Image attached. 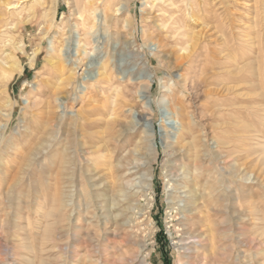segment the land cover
<instances>
[{
    "label": "rangeland",
    "instance_id": "obj_1",
    "mask_svg": "<svg viewBox=\"0 0 264 264\" xmlns=\"http://www.w3.org/2000/svg\"><path fill=\"white\" fill-rule=\"evenodd\" d=\"M147 1L111 0L109 4L93 0L84 9L86 28L74 14L70 0H21L13 13L4 11V29L10 41L6 48L8 67L0 72V134L5 133L0 138V181L2 185L9 181L3 174L7 168L15 180L21 177L15 187L20 193L16 211L19 223L28 231L24 235L35 238L30 242L34 251L2 247L0 258L6 264H139L122 257L130 248H116V236L108 233L102 241L104 234L96 220L106 214L107 207L99 199L96 209H86L80 192L87 185L79 165L71 171L60 169L67 157L77 155L89 158L99 169H105L101 164L109 159L127 155L140 158L143 164L133 176L150 174L151 187L145 197L135 196L143 214H136L133 223L136 234L148 242L146 263L178 264L177 247L182 244L169 221L167 197L180 183L187 185L186 189L195 187L196 201L203 208L209 207L208 219L216 229L222 227L226 215L220 209L223 205L230 207L234 230L232 214L242 208L244 244L237 245L219 234V247L215 245L216 253L209 255V264H264V0H172L184 9L192 38L185 43V38L175 36L168 13L157 11L154 2ZM54 6L57 15L50 24ZM42 26L44 30H40ZM51 40L57 53L66 50L70 58L63 64L71 81L57 90L55 72L46 63ZM222 48L231 58L225 60ZM76 50L81 53V63H74L71 57ZM97 71L102 75L97 77ZM92 74L100 80L81 79ZM39 88L40 92L35 91ZM56 95L64 102L55 100ZM33 113H40L42 124L46 114H61L64 122L59 129L54 126L56 121L44 123L28 140L21 125L25 117L32 126ZM123 121L138 124L133 131L124 132L120 126ZM66 127H70V138ZM151 129L152 149L145 136ZM47 135L55 136L52 147L29 164L28 148L37 149L35 145ZM73 135L86 142L84 151L75 154L64 149ZM98 140L100 147L94 148ZM136 146L139 149H134ZM166 180L173 184L171 188ZM219 182L226 196H218L214 190ZM57 188L67 193L69 203L56 211L45 228L44 213L52 206ZM110 211L116 213V209ZM111 224L107 223L110 229ZM122 234L120 230L119 236ZM238 251L237 262L233 255ZM229 252L232 259L223 262ZM199 260L197 264H202L201 256Z\"/></svg>",
    "mask_w": 264,
    "mask_h": 264
},
{
    "label": "bare ground",
    "instance_id": "obj_2",
    "mask_svg": "<svg viewBox=\"0 0 264 264\" xmlns=\"http://www.w3.org/2000/svg\"><path fill=\"white\" fill-rule=\"evenodd\" d=\"M92 1L93 0H70V4L72 3V5H73L74 14H77V17L79 18L78 20L81 21L80 24L83 26V28H86L85 18H87L86 15L84 16V9H86L85 8L86 5L87 6L90 5ZM105 1L108 3L111 2V0H105ZM20 2H21V0H0V72L6 70V68L8 67V58H7L6 48L9 45V41H10V40H8L9 38L7 39V36H6V30L4 29L6 23L4 22L2 15L5 14L4 11L7 12L8 10H11V13H13L15 11L14 9H16L17 6L21 5V4H19ZM147 2L148 3L154 2L153 6L157 11H162L164 13H168L167 14L169 17L168 19H170L172 21V23L175 25L174 26L175 36L178 37V39H184L185 38L183 43L189 42L190 40H192L191 35L187 30L188 28L186 29V27H187L186 22L187 21L185 19L184 14H183L184 9H181V7H179L177 5L175 6L174 1H172V0H148ZM38 3L40 4L42 2H38ZM109 4H111V3H109ZM109 4H107V5H109ZM149 7H151V6H149ZM31 9H32V7L29 6L28 10L30 11ZM52 10H53V11H51L52 13H50L51 14L50 20H49L50 24L53 23V20L56 18L57 7L54 6V8ZM9 14H10V12H9ZM159 15H161V14H159ZM43 16L46 17L47 13L44 12ZM73 26L76 27V29H77V27H78L77 22L76 23L74 22ZM164 27L165 26H162V28H164ZM44 29L45 28L42 26L40 30H44ZM257 30H258V28H257ZM222 31H224V30H222ZM253 39H255V38H253ZM258 40H259V38H258ZM253 42L254 41H251V44ZM11 44H13V43H11ZM192 45H191V47H192ZM222 45H223V43H222ZM227 47H229L228 44H227ZM15 48H17V47H15ZM191 49H194V48H191ZM222 49H224V48H222ZM50 51L52 54L50 53L48 59L46 60V63H48L50 71L53 70L55 72L54 77L56 78V81L53 83H54L55 89L57 90V88L60 87L61 84H63V83L67 84V83H70V81H71V77H70L71 74L65 76V66L63 64L64 62H67V60L70 61V58H68V55H67L68 52L66 50L63 52L62 49H59L58 53H57V49L54 46V43L52 40L50 41ZM222 51H224L225 52L224 54L227 56V57L225 56V60H226V58L230 57L228 52H226V48ZM59 54L62 57L64 56L65 59H62L61 57L60 58L62 60L60 58H57L59 56ZM35 55H36V52H34L33 56L31 57V60H30L31 65H32V61H33V58L35 57ZM71 57L73 58L74 63H75V61H76V63L82 62V56L78 50H76L71 55ZM234 61H235V58H234ZM247 61H248V59H247ZM245 65H246V61H245L244 66ZM232 68H233V65H232ZM241 68H243V67L237 66V69L240 70ZM249 68H250V66H249ZM229 70H231V68L228 69V71ZM102 71H103V69H102ZM101 75H102V72L97 71L96 76L98 77ZM96 76L93 74L88 75V76L82 75L81 79H84V80L87 79V80L97 82L98 80H100V78H96ZM77 83H78V81H77ZM83 87H85V86H83ZM75 88L77 89V86ZM40 89L41 88H39L37 90L35 89V91L40 92ZM165 89L168 92H171L169 86H166ZM55 100H58L59 102H64L63 98H61L59 95L57 97H55ZM176 112H177V110H176ZM38 114H40V113H33L32 114V116H31L32 117L31 121H33L32 126L30 125L31 122H29L30 119H29V121H27V119L25 117L23 118L24 123L21 126L24 129L23 132L26 135L25 138H27L28 140H29V138H31L33 131H36V129H38L40 126L42 127V125H44V123L46 125H48L49 122L53 121L55 124V121H56V124L55 125L53 124V125L56 127V129H59L61 127V124H63V122H64V119H63L64 117L61 114L60 115H54V116L51 114H46L48 116H46V118H45L46 120L42 124V121L39 122ZM183 115L185 116V114H183ZM140 119L142 120L143 117L140 116ZM69 123L71 125L74 124L73 121H71ZM137 124H138V121H136V122L123 121L120 123V126L124 132H127L129 130L134 129L137 126ZM69 128L70 127H68L65 131V132H67L66 133L67 136L70 135V132H71ZM16 133H17V135H20L21 132L16 131ZM145 133H146L145 136L147 139L146 141L149 142V147L151 149L154 148V142H153L154 134H153L152 129L146 130ZM3 135H5V133H3L2 135L0 134V138H3ZM71 135L69 136V138L71 137ZM72 137H73L72 139H69V143H66V146H64L65 150L71 149V151L73 153L77 154V150H83L84 148H86V146H85L86 142L84 140L83 141L81 140V142H79V139L77 138V136L75 137V135H73ZM144 139H145V137H144ZM54 141H55V136L53 138H51L50 135H47L45 140L38 141V144L35 145L34 148H37V149H33V148L29 149L28 148V150H30V152H31L29 164H32V162L35 163V161L37 160L36 155L37 154L39 155L40 152H44L47 149H49L50 147H52ZM100 141L101 140H98L97 142H95L96 144L93 147L99 148L100 147ZM11 146H12V144H10L8 146V148ZM91 148H92V146H89L88 149H91ZM136 148H138V147L136 146L134 149H136ZM21 149H19V150H21ZM131 150L132 149H129V152ZM132 152H134V150ZM132 154H134V153H132ZM218 155L219 154L217 153V155L215 154L213 157H217ZM139 159L130 158L128 155L124 158L122 156V157H119L116 159L114 158L113 160L109 159L107 162H103L101 164L103 167H105V169H102V168L99 169L98 166H96L93 163V161H91L89 158H85V157L83 158V157H80L79 155H77V156L67 157V159L62 162V166L61 167L59 166V167L61 170H65L67 168L66 170L69 171L71 169V167H74V166L77 167L79 165L78 167H79L80 172L83 175V179L85 180V183L87 185V187L81 189V192H80V194L85 199L86 209L90 208L91 206H94V209H96V207L99 205V203H98L99 199H101V202H103V206L107 207L106 208V214L104 213V214H102V216H98V220H96V223L100 226V232L102 234H104V235H102V241H104V239L106 238L105 236L108 233L112 234V237L116 236L115 239L118 238V240H116L114 242L117 247L115 245L113 247L123 248L124 246H128L130 248V251L128 254L122 255V257L125 258V260H127L128 262L138 261L139 264H148V263H146V259L149 256V252L147 251L148 242L145 238L143 239L142 237H139L138 234H136V231H134V228H135L134 225L135 224L133 223V217L136 214H138V215L143 214V212H142L143 208L138 206L139 202L136 200L135 196L137 194H139V196L145 197L146 193H148L147 190L150 189V187H151L150 186L151 185L150 184V180H151L150 174H147V173L141 174L138 177L133 176L135 174L136 170L139 169L143 164V163L139 162ZM84 162L86 164H84ZM146 164H147V162H146ZM144 165H145V163H144ZM27 167H29V166H27ZM145 168H146V166H145ZM104 172L106 174H108V176L106 178H103ZM142 172H143V170H142ZM181 173L183 174V172H181ZM3 174L6 178H9V181L8 182L4 181L5 184H3V185L5 187V191H4L5 193L3 192V197H2L3 200H1V198H0V253L2 252V250H1L2 247L5 248L8 245H10L12 250H16L17 246H20L22 248L29 249L30 251H34L33 247H31V245H30V242H33V240H35V238L34 237H31L30 239L27 238L26 235H28L29 233L24 235L25 234L24 233L25 228H24V225H21L22 222L19 221V218H20V216L18 215L19 211H16V206L18 205L17 204V200H18L17 196H18L19 191L15 190V187H16V185L19 186L18 183H20L21 177L18 179L19 181L15 180V175H12L8 168L5 169V171H3ZM244 175H245V173H244ZM183 177H186V175L183 174ZM6 178H3V179H6ZM70 178H71V176L67 174V180H69ZM240 178H242V176ZM166 181H167V183H166L167 187L171 188V185H173V184L169 180H166ZM69 182H71V181H69ZM176 184L178 187H176L172 193L170 192L168 194V197H167L168 198V204L167 205H168V209H169V211H168L169 216L168 217L171 218L169 221L172 222V226L175 229V232L178 234V240L177 241L180 244H182L179 247H177L178 253H179V258L177 260L178 264H197V262L199 260V256H201V258H202V261H201L202 264H209L208 262L210 260L208 259V257H209V255L212 257L214 256V252L216 251L215 245L217 243V240L219 239V237H218L219 234H220L219 236L225 237V238L230 239V240L232 238V240L235 241V243L237 245L242 246L244 244V240L242 237L243 236V229H242V226L240 225L241 222L243 221L241 206L237 210H234L235 213L232 214L233 215L232 217L235 220V226H236L235 230L231 227L232 224H230L231 223L230 217H229L230 207L228 204H227V206L223 205V207L220 208L221 210L224 211V213H226V215L223 218L224 220L222 221V227L216 229L214 227V225L212 226L211 221H209V219H208L210 216L209 211H211L210 209H208L209 207L204 205V208H203V206H201L196 201L197 193H195L193 191L195 187H193V190H190V189L185 188L187 185L181 186L180 183H176ZM1 185H2V181H0V194L4 190V189L1 190ZM180 187H182V188L180 189ZM58 190L59 189L57 188L55 197L53 196L54 200L52 202V206H50V208L47 209L44 213V219L46 221L45 228H46V226L50 225L51 222L49 220L51 217H54L55 214H57L56 211L61 210V208L63 209L65 207H67V204L69 203V202L67 203L66 199H65L68 196V195H66L67 193L65 191H58ZM104 190H107L108 193H105ZM214 190L217 192L218 196H226L224 194L225 192L223 191V189L221 187V183L219 186H215ZM70 196L71 195H69V197ZM237 197L239 200L240 197L239 196H237ZM67 200H68V198H67ZM227 200L228 199H226L225 201H227ZM68 201H70V200H68ZM144 203H142V204H144ZM100 205L102 206V204H100ZM213 205H215V204H213ZM147 206L148 205H146V207ZM150 206L151 205H149V207ZM110 209H116V213L112 214L111 212H113V211H110ZM95 215H96V213H94V216ZM136 218L137 217H135V219ZM173 221H175V223H173ZM109 222L110 223L112 222V224H111L112 228L111 229L107 226V223H109ZM29 225L30 224L28 223V227H29ZM29 229H31V228H29ZM120 230L123 231L122 236L121 235L119 236ZM138 231L139 230H137V232ZM25 232L27 233L28 231H25ZM234 232H235V236L233 237L231 234ZM45 235L49 236V233L48 234L46 233ZM45 235H44V238H45ZM216 246L219 247L218 245H216ZM223 249H224V247H223ZM103 251H106V249L103 248ZM240 251H238L235 254V256L233 255L234 260L237 262L239 261L238 259H239V252ZM217 253H218V251H217ZM232 253H233V251H232ZM231 255H232L231 252L225 254V258H224L223 262L230 261V259H232ZM217 257H218V255H217ZM0 259H2V260H0V264H6L5 260L3 258H0ZM29 259L31 260L32 258H29ZM121 261H123V260H121Z\"/></svg>",
    "mask_w": 264,
    "mask_h": 264
}]
</instances>
